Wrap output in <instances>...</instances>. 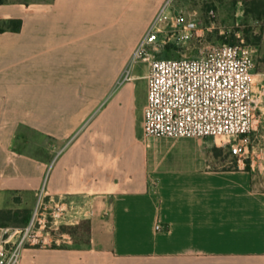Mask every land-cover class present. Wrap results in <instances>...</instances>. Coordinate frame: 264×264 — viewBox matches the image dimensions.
Segmentation results:
<instances>
[{
    "label": "crops",
    "instance_id": "obj_1",
    "mask_svg": "<svg viewBox=\"0 0 264 264\" xmlns=\"http://www.w3.org/2000/svg\"><path fill=\"white\" fill-rule=\"evenodd\" d=\"M146 2L0 0L7 250L44 188L19 264H264V194L248 172L207 138H144L148 67L133 76L143 108L130 82L110 95L157 11L140 25Z\"/></svg>",
    "mask_w": 264,
    "mask_h": 264
},
{
    "label": "built area",
    "instance_id": "obj_2",
    "mask_svg": "<svg viewBox=\"0 0 264 264\" xmlns=\"http://www.w3.org/2000/svg\"><path fill=\"white\" fill-rule=\"evenodd\" d=\"M170 2L164 3L149 24L121 80H133L131 68L137 63L147 64L144 138H213L217 147L226 148L236 165L245 169V162L255 151L250 135L260 122L254 87L259 83L264 87V72L255 73L258 49L243 42L221 43L196 57H154L152 51L166 44L168 37L183 43L198 30L197 19L173 11ZM43 192L44 188L17 244L7 250L8 238H0V264H19L20 248L35 240L32 230ZM156 229L161 226L156 225Z\"/></svg>",
    "mask_w": 264,
    "mask_h": 264
},
{
    "label": "rangeland",
    "instance_id": "obj_3",
    "mask_svg": "<svg viewBox=\"0 0 264 264\" xmlns=\"http://www.w3.org/2000/svg\"><path fill=\"white\" fill-rule=\"evenodd\" d=\"M166 1L168 0H147L146 9L141 16L139 24L142 25L144 23L156 4L158 8L153 14L152 19H154ZM248 1L250 0H171L170 7L173 11L197 19L198 30L189 41L183 43L176 42L174 39L168 37L167 43L158 45L157 50L152 51V55L154 57L174 58L196 57L211 45L243 42L257 47L258 54L256 57L255 73L264 72V16L258 17L248 13ZM150 23H148L147 27ZM169 39L171 40L169 41ZM130 62L123 70L122 79ZM146 70V63L135 64L131 68V76L144 75ZM121 80L120 84L113 86L110 90V95L119 91L124 86V83L130 82L134 86L131 94L136 96L138 104L143 108L146 99V80L141 78L124 83ZM254 91L256 114L260 116V122L257 129L250 135L254 142L255 151L252 157L245 162L247 167L245 171L250 176L252 189L260 194H264V87L259 83L254 87ZM137 112L138 109L134 104L131 114L132 140L136 137L135 119ZM139 120L141 122V118ZM206 140L211 142L213 150L218 148L213 138H207ZM218 150H221L220 154L215 151L213 153L216 158L219 156L221 160L226 159L236 164L226 148L219 147Z\"/></svg>",
    "mask_w": 264,
    "mask_h": 264
},
{
    "label": "trees",
    "instance_id": "obj_4",
    "mask_svg": "<svg viewBox=\"0 0 264 264\" xmlns=\"http://www.w3.org/2000/svg\"><path fill=\"white\" fill-rule=\"evenodd\" d=\"M248 13L253 14L254 16H264V0H250L248 1ZM22 21L21 20H11L8 22L9 28L19 30L21 28ZM231 44V43H230ZM247 168V167H246ZM12 215L6 212H0L1 220H9ZM26 221V219H25ZM25 223V222H24Z\"/></svg>",
    "mask_w": 264,
    "mask_h": 264
}]
</instances>
